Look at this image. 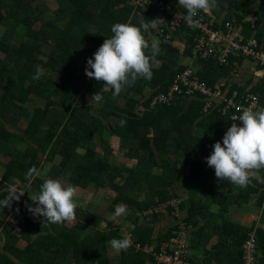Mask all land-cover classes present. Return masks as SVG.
I'll use <instances>...</instances> for the list:
<instances>
[{
    "label": "trees",
    "instance_id": "obj_1",
    "mask_svg": "<svg viewBox=\"0 0 264 264\" xmlns=\"http://www.w3.org/2000/svg\"><path fill=\"white\" fill-rule=\"evenodd\" d=\"M43 1L0 0V28H4L0 33V152L9 158L0 163V199L7 196L4 189L13 181L27 184L25 174L31 167L39 170L43 162H56L47 176L64 177L82 189L115 192L111 209L120 203L130 207L138 230L132 233L134 241L127 251L108 257V241L124 235L117 227L99 231V215L77 208L75 223L68 229L28 211L27 205L35 206L29 194L37 192L46 179L36 177L11 208H0V264H90L91 260L96 264H155L153 254L174 236L176 224L165 234H158V244L153 247L154 225L162 210L145 215L144 223H139L138 215L172 198H180V209L186 211L183 219L192 236L189 249H199L204 256L197 264H242L241 245L253 229L258 260L264 263V182L260 180H264V168L253 170L260 178L251 177L247 187H239L215 177L214 168L205 159L216 141L222 143L231 124L242 122L217 109L203 113L204 100L197 93H175L169 104L152 106L155 97L168 94L176 75L188 67L184 61L189 58L206 86L225 79L231 89H247L257 95L264 107L263 68L256 65L258 72H263L258 82L253 83L252 77L238 82L232 71L238 72L244 58L231 56L228 66L212 57L193 58L190 29H179L168 42L155 36L153 25L145 34L149 43L154 37L159 42L152 78L137 79L113 98L111 90L102 91L103 81L86 76L88 58L94 59L93 53L112 35L114 23L130 19L139 25L143 19L151 24L158 18L159 9L138 6L136 0H55L57 7L45 14ZM162 1L181 7L178 0ZM225 2L229 11L224 20L235 18L242 23L244 36L255 31L257 39L264 42V0H217V6L206 15L220 20ZM251 15L254 21L248 20ZM177 40L183 42L182 49L175 45ZM37 66L45 73L40 80H32ZM96 92H101L102 101L91 99ZM11 111H17V132L6 126L10 125L6 117ZM121 119L126 120L124 126ZM106 137L120 141L136 165L111 163ZM198 153L203 161L198 160ZM181 162L189 166L185 180L195 184L186 198L174 190L180 181L177 164ZM224 181L228 192L222 194L224 190H216ZM196 187L203 194H194ZM254 196L256 207L262 209L257 221L242 223L227 217L229 197L248 203ZM212 203L224 211L209 210ZM206 209L207 216L198 225L199 221L192 218ZM163 210L173 213L170 205ZM212 222L217 226L218 241L207 249L214 236L208 231ZM83 231L86 234H81ZM20 239L25 243L22 247L17 244ZM149 248L152 251L148 252Z\"/></svg>",
    "mask_w": 264,
    "mask_h": 264
},
{
    "label": "clouds",
    "instance_id": "obj_2",
    "mask_svg": "<svg viewBox=\"0 0 264 264\" xmlns=\"http://www.w3.org/2000/svg\"><path fill=\"white\" fill-rule=\"evenodd\" d=\"M178 4L186 10L183 19L190 27L198 24L196 19L199 12L210 14L217 6V0H178ZM140 21L139 25L132 24L129 19L125 23H114L111 27L112 35L106 38L100 47L89 57L85 67L88 78L103 81L102 91L111 90L113 98L118 96L126 86L134 85L139 78L150 80L152 78V65L159 52V42L153 40L149 43L146 33L155 24ZM150 50V51H149ZM45 69L36 67L32 80H40ZM26 86L29 83L25 82ZM91 99L100 102L103 99L101 92H96ZM242 122H233L222 137V143L216 141L213 150L207 156V165L214 168L215 176L219 180L247 187L251 182L250 173L253 170L264 168V108L255 109L246 107L235 118ZM126 120L121 119L124 126ZM39 170L33 166L25 174L27 184L13 181L4 191L7 196L0 199V208H11L13 201H19L24 195L25 188L30 187ZM28 192V191H27ZM29 193V192H28ZM77 189L71 183H64L59 179L47 178L39 185V190L29 194L33 205H27L28 211L34 217H42L50 224H64L76 219L78 203L75 201ZM18 210V209H17ZM127 215V205L117 204L112 219ZM111 248L117 252L127 251L133 244L130 235L123 238H112L108 241Z\"/></svg>",
    "mask_w": 264,
    "mask_h": 264
},
{
    "label": "built area",
    "instance_id": "obj_3",
    "mask_svg": "<svg viewBox=\"0 0 264 264\" xmlns=\"http://www.w3.org/2000/svg\"><path fill=\"white\" fill-rule=\"evenodd\" d=\"M135 3L138 6L156 7L160 14L165 16L166 22L154 27V34L159 39L171 42L179 29L183 27L190 29L193 34V58L212 57L221 65L228 66L231 56L242 57L264 70V42L257 39L254 35L255 31L248 37L244 36L242 23L237 22L235 18L217 20L201 11L196 17L199 21L197 26L190 27L183 19L186 10L182 7H173L162 0H136ZM232 73L235 75L237 72L233 69ZM175 93L187 96L197 93L204 100L203 113L210 109H217L223 115H229L231 120H235L243 108L250 106L254 110L264 108L259 105L257 95L247 89L243 92L231 89L225 79L218 81L214 86H206L199 80L196 71L190 67L176 75L168 94L155 97L152 106L169 104L174 99ZM180 203V198H172L162 203L160 207L144 212V215L152 214L170 205L172 212L178 216L174 236L168 242H163L160 251L153 254L155 264H197L189 260L188 227L183 219L184 216H180ZM241 250L242 264H264L258 260L255 229L248 232L247 238L241 245Z\"/></svg>",
    "mask_w": 264,
    "mask_h": 264
},
{
    "label": "crops",
    "instance_id": "obj_4",
    "mask_svg": "<svg viewBox=\"0 0 264 264\" xmlns=\"http://www.w3.org/2000/svg\"><path fill=\"white\" fill-rule=\"evenodd\" d=\"M224 4H225L226 9H223L221 11L220 20L225 19V16L228 14V11H229L228 10V2H225ZM248 20L254 21L255 16L251 15L250 17H248ZM165 22H166L165 16L158 14V18H157L153 27H156L158 25L160 26ZM174 42H175V45L177 47H180L181 49L183 48V42L178 41V40L174 41ZM187 59H189V58H187ZM187 59H185L184 64L187 61L186 65H188V67H191L196 71V67L194 65H191L192 61L190 59L189 60H187ZM262 74H263V72H258V69L256 68L255 64H253L247 60H244L241 64V66L239 67L238 72L234 76L238 82L247 80V79L252 77L253 83H256L259 81V78L262 76ZM6 119H7V121L10 122L9 123L10 125H6L7 128H10L13 132H17V111L9 112ZM106 139H107L106 142L108 145L109 160L111 163H113L115 165L126 166V167H133L136 165L135 160H131L126 156V150H125V153H122L123 156L125 157V160H126L125 162H122V159L118 156H115V154H113V153L110 154V147H109L110 142L113 141L117 145H120V141H117V139L114 137H109V138L106 137ZM15 144H16L15 147L17 148V143H15ZM96 149L99 150V146H96ZM113 156H115V159L113 158ZM15 157L17 158V149L15 152ZM197 157H198L199 161H203V159H204V157L201 153H198ZM41 159H43V158H41ZM8 160H9V158L7 156H5L4 153L0 152V163H5ZM43 163L41 165V168L39 169V172H40L39 177L42 176L43 178H46V179L51 178V177L47 176V174L50 171L51 165L56 164V162H53L52 164H50V163H44L43 164ZM177 169H178V174L180 175V181L174 185V190L176 191V193L181 198H186L189 195V192H191V187H194L195 184L193 181H190L187 183V180H185L186 176H188V174H189V166L186 163L181 162V163L177 164ZM44 171H46V172H44ZM0 175H1V167H0ZM250 177L260 178V174L253 171L252 173H250ZM55 179H59L64 183H68L64 177H56ZM260 180L262 182H264V180H262V179H260ZM76 189H77V193H79V195L85 199V201H84L85 205H82V207H77V208L87 210L89 213L100 216L99 217L100 221H99V225H98L99 231H107L108 229H115V227H117L118 231L123 233V235H130L132 238V241H134V237L132 236V233L134 231H137L138 229L136 227L137 225H134L135 224L134 221L136 218H135V215L133 213V210L127 206V215L119 217L115 220H113L111 218L112 214L114 213V210L111 209L110 204H111V199L113 197H115V194H116L115 192H113L109 189H106V188H101V189H104V191H102L100 189H82L79 187H76ZM200 190H201L200 187H196L193 192L196 191L194 194L201 195L203 193H201ZM221 190H224L222 192V194H224L225 192H228V184H226L225 181L221 182L219 184L216 191L220 192ZM84 191L86 192L85 194H83ZM232 192H234V189H232L230 191V193H232ZM104 196L106 197L105 199H104ZM94 199H96L97 202H94ZM210 201H212V200H210ZM228 203H229V207L227 208L228 211L225 212V214L227 215V217L231 218L232 220L242 222V223L252 222V221L258 220L257 217H258L261 209H258L256 207L255 196L248 203H241L240 200H238L236 198L229 197ZM209 207H210L209 210L224 211L221 206H217L213 203L210 204ZM185 212H186L185 210L184 211L182 210L180 213V216L183 214L185 215L186 214ZM207 212H208L207 209L204 210L201 214H198V215H196V217H193L192 220L199 221L198 225H201L207 216ZM137 215H138V213H137ZM138 216L141 217L140 218L141 220H139V223L146 222L144 219V216H145L144 214L140 213V215H138ZM177 218H178V216H176L174 213L168 212L167 210H162L159 213V219L154 225V232L152 235V240L155 241L153 243V247H156L158 244V241H156L157 235L158 234H165L166 232L172 230L174 225L177 222ZM68 223L69 222H65L63 224V226H66L69 229V227H71V225L75 223V220L73 221L72 224L68 225ZM87 227H90V225H87ZM87 227H86V229H87ZM216 227L217 226L215 225V222H212L209 225L208 231L212 230V232H210V233L214 234V236L212 238H210V240L207 244V247H206L207 249L212 247L213 245H215L218 241V234L216 233V230H217ZM263 227H264V224H263ZM84 233H85V231H83V233H81V234L84 235ZM188 233H189V229H188ZM191 238H192V236L191 235L189 236V234H188V237H187L188 245L190 243ZM22 242H23V240H22ZM148 250L152 251L151 248H149ZM189 251H190V259L193 262L200 263L201 261H203L204 256L202 255L201 250H199V249L194 250V249L190 248ZM118 253H120V252L113 250L111 248V246L108 244V248H107L108 257H111V258L116 257L118 255ZM90 264H96L95 260H91Z\"/></svg>",
    "mask_w": 264,
    "mask_h": 264
},
{
    "label": "rangeland",
    "instance_id": "obj_5",
    "mask_svg": "<svg viewBox=\"0 0 264 264\" xmlns=\"http://www.w3.org/2000/svg\"><path fill=\"white\" fill-rule=\"evenodd\" d=\"M57 7V3H56V1L55 0H44L42 3H41V8H42V11H44V13L45 14H51L52 13V11L55 9ZM4 31V28L3 27H1L0 28V33H2ZM153 40H155V41H158L157 40V38H153ZM191 68V67H190ZM191 69H193V68H191ZM194 70V69H193ZM95 140L97 141V137L95 138ZM109 147H110V154L111 153H113V154H115V156H118V157H120L121 159H122V162H125L126 160H125V157L123 156V154L122 153H125V150H123V148L120 146V145H117L115 142H110V144H109ZM115 156H113V158L115 159ZM44 172H46V171H44ZM100 190H102V191H104V189H101V188H99ZM86 192L84 191L83 192V194H85ZM106 196V195H105ZM104 196V199L106 198ZM88 198V197H87ZM74 199H75V201L78 203V207H82V205H85L84 204V201H85V199L84 198H82L80 195H79V193H76V196L74 197ZM94 202H97V200L96 199H94ZM105 203V202H104ZM262 210V209H261ZM257 218H259V215H258V217ZM73 223V221L72 222H69L68 223V225L69 224H72ZM244 223H250V222H244ZM19 233V232H18ZM17 236L19 237V234H17ZM22 240L23 239H20L19 241H18V245L19 246H23L25 243L24 242H22Z\"/></svg>",
    "mask_w": 264,
    "mask_h": 264
},
{
    "label": "water",
    "instance_id": "obj_6",
    "mask_svg": "<svg viewBox=\"0 0 264 264\" xmlns=\"http://www.w3.org/2000/svg\"><path fill=\"white\" fill-rule=\"evenodd\" d=\"M187 60H189V59H187ZM187 64V61L185 62V65Z\"/></svg>",
    "mask_w": 264,
    "mask_h": 264
}]
</instances>
